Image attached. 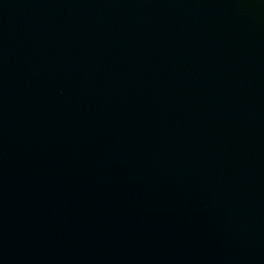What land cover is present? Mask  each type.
Instances as JSON below:
<instances>
[{
  "label": "water",
  "instance_id": "obj_1",
  "mask_svg": "<svg viewBox=\"0 0 264 264\" xmlns=\"http://www.w3.org/2000/svg\"><path fill=\"white\" fill-rule=\"evenodd\" d=\"M0 264H264V0H0Z\"/></svg>",
  "mask_w": 264,
  "mask_h": 264
}]
</instances>
